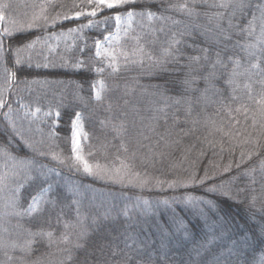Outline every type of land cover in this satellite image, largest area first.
I'll return each instance as SVG.
<instances>
[{
    "label": "trees",
    "instance_id": "obj_1",
    "mask_svg": "<svg viewBox=\"0 0 264 264\" xmlns=\"http://www.w3.org/2000/svg\"><path fill=\"white\" fill-rule=\"evenodd\" d=\"M184 2L148 0L147 3L139 2L120 11L134 10L139 13L150 10L159 15L161 8ZM262 2L264 0H252L253 4ZM81 3L85 5L84 11H90L87 0H0V14L5 17L1 21V29L4 32L5 28L11 30L26 25L42 11L50 19L57 13L74 17L75 11L81 9L73 5ZM196 7L199 12L218 11L200 4ZM114 15V11H104L93 19L103 20L104 16ZM165 15L207 27L215 23H210L205 17L192 21L175 10H169ZM251 19L249 10L246 19H234L233 23L244 26ZM87 20L83 17L78 20L73 18L71 21H58L55 26L49 23L46 27L14 32L12 37L0 31V41L5 48L13 50L0 53V98L3 100L9 86V78L3 69L7 66L11 72L16 73L6 103L10 105L11 111L7 106L0 108V141L14 134L12 122H15L17 129L23 130L24 140L40 141V150L47 155L38 157L39 163L48 172V182L54 188L59 186L64 194L61 206L53 209L45 205L41 216L0 217V226L8 229L7 233L0 232V236L17 244L33 239L28 252L20 248L7 250L13 257L10 264H67L69 252L66 250L74 257L71 264H79L86 252L99 249L101 245L107 246L102 253L91 258L92 264H213L217 253L234 242L242 249L244 259L241 264L245 260L247 264H264V238H258L257 231V225L264 219V172L260 169L264 162V129L259 126L260 106L256 103L264 94V87L258 83L264 76L249 72L235 77V83L228 85L226 81L230 78L232 64L227 62V57L226 68L217 66L212 69V61L216 59L214 55L208 62L201 60L197 64L190 61L189 57L202 55L196 50V45L210 48L212 52L223 47L222 44L206 43L203 32L198 30H193L190 37H185L186 43L179 46V51L171 57H163L162 49L168 46L171 34L180 31L183 26H173L169 22L165 32L152 31L160 28L161 22L142 19L139 15L134 17L132 25L114 45L121 70L113 72L101 57L95 56L94 41H103V35L114 32V20L107 25L101 24L99 28H85L80 31V35L73 36L70 42L59 38L69 32L68 29L87 24ZM224 23L226 26V21ZM105 28L107 31L101 34V29ZM136 37H141L140 44L146 52L151 53L153 59L145 58L142 63H130L125 67L121 51L131 53L137 46ZM37 38L39 41L32 49L21 53L24 62L14 65V50ZM232 39H239L241 43L248 42L235 35ZM249 39L254 41V38ZM236 51L242 63L239 71L244 72L249 67L246 54ZM232 54V51L228 52L229 56ZM77 61L86 62L85 66L74 68L72 65ZM45 64L48 67H44ZM97 68H104V72L98 73ZM213 70L216 78L211 81L212 87L205 92L208 85L203 78ZM189 79L194 80L193 90L185 91L183 81ZM99 81L103 82V87H99L101 100L97 101L93 84L98 85ZM246 84L251 85L252 99L248 98ZM233 89H236L234 93ZM233 95L239 99H232ZM182 96L181 103L176 104L175 101ZM187 99L192 101L190 113L189 105L183 102ZM241 105L248 108L247 120L243 112L235 111ZM229 108L232 109L231 115ZM77 112L81 113L85 134L81 143L82 154L89 158L88 153H94L89 158L90 162L99 161L101 164L119 167L120 160L129 159L140 172L145 171L147 162L146 170L151 176L168 180L186 179L192 173L203 176L206 170L210 177H214L212 184L226 185L233 199L206 193L209 184L189 191L194 196L216 202L220 209L219 216L230 224L229 232L206 251H201L197 257L193 248L202 243L205 229L202 222L187 209L182 212L180 207H175V212L195 225L194 228L190 225L191 239L182 233L161 237L156 227L157 224L163 226L170 221L173 214L172 209L159 202L173 196L179 197L184 194V190H172L167 185L140 188L113 183L108 179L90 176L82 168L77 171L69 168L68 163L61 164V160L72 156V120ZM5 113H8L7 117ZM253 119L258 122L255 128L252 126ZM236 120L239 121L238 125ZM121 123L124 131L118 136L113 125ZM220 127L225 131L231 130L233 139L223 138L222 134L217 133L215 129ZM236 131L243 135L236 137ZM122 143L128 148L127 153L121 148ZM9 151L19 158H30L31 155V150L24 147L20 136H15ZM2 152L3 149H0V173L8 172L11 175L12 161L5 164ZM132 153L136 156L134 161L130 160ZM248 153H254L251 159H248ZM225 168L230 170L225 172ZM252 169H255L254 185L250 183L251 178L244 175ZM15 183L16 178H11L8 187L0 190V214L6 211L5 203L13 195L10 189ZM72 185L78 188L75 192H81L75 194ZM36 190V183H25L19 201L21 209L27 208V198ZM253 196L256 197L255 206L250 207L249 202ZM145 201L148 203L145 204ZM77 202L87 230V235L79 241L76 240L78 228L64 227L65 223L71 225L77 222ZM125 210L127 217L123 215ZM26 229L32 232L51 231L56 242L50 244L47 237H29ZM254 232L256 237L252 235ZM245 233L249 235L247 243L240 239ZM62 234H70L69 243L60 242ZM130 234H136L138 239L129 248L125 247V236ZM77 242L83 244L84 248H74L73 244ZM128 256L132 257L131 260H128ZM6 259L3 250H0V260Z\"/></svg>",
    "mask_w": 264,
    "mask_h": 264
},
{
    "label": "snow or ice",
    "instance_id": "obj_2",
    "mask_svg": "<svg viewBox=\"0 0 264 264\" xmlns=\"http://www.w3.org/2000/svg\"><path fill=\"white\" fill-rule=\"evenodd\" d=\"M139 2L147 3L148 0H87V7L90 8V11H84L85 5L74 4V8H79L81 10L75 11L74 17L69 15H62L57 13L56 16L51 19L49 16L44 15L43 11L38 16H33L32 21L28 22L26 25H20L19 27H14L13 29H4V34L8 37H12L14 32H25L29 29L46 27L49 23L53 26L57 24L58 21H71L73 18H88L87 24H81L78 28L68 29L69 32H77L82 31L85 28L96 27L99 28L101 24L107 25L109 21L114 20L117 29L119 30V26L123 17H127L129 23L133 17L139 15L142 19L147 18V20L151 21L156 19L161 22V27L158 29H153L152 31L165 32V26L170 22L171 25H182V29L178 32H174L171 34L170 38L167 41L168 46L162 49L163 57H171L174 52L179 51V46L184 45L186 43L185 37H190L192 35L193 30L202 31L205 36V42L214 45H223L220 50L212 52L210 48H201L199 45H196V50L202 53L201 56L189 57V60L194 63H199L201 60L208 62L211 60V57L214 55L216 59L212 61L211 67L215 69L217 66L227 67V63H225V57H227V62L232 64V69L230 73V78L226 81L228 85H232L235 83V77L246 75L249 72H256L257 75L264 76V2L259 4H253L252 0H185L184 3L179 5L170 4L167 8H161L160 14L158 15L156 12L150 10H142L137 13L134 10L120 11V9H125L129 5L135 6ZM163 2V0H161ZM197 4L206 6L208 8H215L218 11L215 12H199L197 11ZM55 7V5H53ZM4 7H7L5 5ZM43 9V6H42ZM169 10H175L183 13L190 20L195 21L198 17H205L211 23L215 21L212 27L201 26L194 22L185 23L184 21H178L173 19V17L169 15H165ZM249 10L251 11L252 19L248 20V23L244 26H241L239 23H233L234 19L239 18H247ZM104 11H114V16H104L103 20L93 19L98 15H102ZM5 17L3 14H0V21H2ZM43 22L42 24L40 22ZM226 21V26L225 22ZM259 22V23H257ZM257 28L259 31L257 33ZM107 31V29H101V34ZM127 30H125L126 32ZM243 37L246 43H241L239 39L233 40V36ZM112 33H108L107 35H103V41H109ZM249 38H254L250 40ZM119 39V37H117ZM137 46L131 52L121 51V55L124 56V66L127 67L128 64L132 63H142L145 58L152 60V55L149 52L145 51V48L142 44H140L141 37H136ZM39 41V38L33 40L31 42L24 43L22 47H17L15 51L14 65H20L24 61L21 59V53L27 50H30L34 47V45ZM94 47L96 49L95 56L96 57H111V62L108 64V68L112 69L113 72H119L121 70V66L116 59L115 50H110L109 48L103 47V42L100 39H96L94 41ZM240 50L246 54L249 67L244 70V72L239 71L242 67L241 60L237 55V51ZM12 52L13 50L9 48H5V45L2 41H0V53ZM232 51V55L229 56L228 52ZM30 58V57H29ZM254 61V62H253ZM84 61H77L76 64L72 65L74 68H82L85 66ZM44 67H48L47 64L43 65ZM40 67V65H37ZM7 78L14 79L16 76L15 72H11L7 66L3 69ZM96 71L98 73H103L104 68H97ZM216 78L215 71L209 72L207 76L203 79L205 80L206 85L208 87L205 88V92L209 90L211 85V81ZM194 80L189 79L183 81V87L185 91H192V84ZM262 87H264V79L258 81ZM100 87H103V82H100ZM245 87L248 89V98L252 99V91L251 85L246 84ZM97 85L93 84V89H96ZM236 89H233V93ZM218 91V90H215ZM95 98L97 101L101 100V92L99 90L95 91ZM183 99L178 98L175 103L180 104ZM199 99V98H198ZM232 99L236 100L239 97L233 95ZM183 102L189 105L188 112H191L192 101L190 99L184 100ZM256 103L260 106V115L261 122L259 126L264 129V94L261 95V98L256 101ZM9 107L11 111L10 105H6L5 101L0 98V108ZM111 107V106H109ZM38 112L39 109L37 108ZM163 111V109H161ZM229 114L231 115L232 109H228ZM235 111L237 113L243 112L245 114V119L247 120V112L248 108L245 105H241L236 108ZM5 117L8 116V113L4 114ZM59 115V113H57ZM235 119V118H233ZM81 113L77 112L75 114V118L72 120V138H71V152L72 156L68 157L67 160H61L60 163H68L69 168H75L77 171L83 169V172L87 173L90 176H95L100 179H108L113 183L118 184H128L134 187L144 188L149 185L154 187H162L163 185H167L169 189L172 190H184V194L176 197L166 198L159 203H163L172 209V219L165 223L163 226L161 224H157L156 227L160 230L161 237H171L176 235L177 233H182L189 239H191V230L190 225L194 228L195 225L191 224V220H186L184 216H180L175 212V207H180L181 211L188 210L191 212L193 216L198 221L202 222V227L205 229L203 241L193 248V252L196 256H200L201 251H206L210 245H213L216 240L222 239L228 232L230 228V224L223 220L220 216V209L215 201L207 200L203 197H197L191 194L189 189L195 187H204L205 184H209V187L205 189L206 193H214L220 196H224L228 199H233L230 195V189L226 190V185L220 184H212L211 181L214 177H210L205 170V174L203 176H198L196 173L190 174L186 179H160L158 177L151 176L146 168L147 162H145V171L140 172L136 170V166L133 162H129V159L120 160L119 167L117 166H109L108 164H101L99 161L90 162V159L94 153L89 152L88 157L82 154V147L80 142V132L77 131L81 125ZM103 123V122H102ZM236 125L239 124V121H235ZM257 120H252V126L255 128L257 126ZM114 128L117 129V135L120 136L123 134L124 125L121 123L120 125H113ZM232 126L230 125V128ZM12 129L14 134H9L3 141H0V149H3L2 155L4 157L5 164L8 161H12L11 165V175L8 172L0 173V190L8 187V181L11 178H16V183L10 189L13 195H11L6 203L5 209L0 217H33V214L37 216L43 215L45 211V205H50L53 209L57 206H61L63 203V191L57 187H53V184L48 182L47 176L48 172L44 170V166L39 163L38 157H44L47 153L40 150V141H28L24 140V134L22 129H17L15 122H12ZM215 131L219 134H222L223 138H228L229 140L233 139V132L231 130L225 131L223 127L216 128ZM243 135V133L236 131L235 136L239 137ZM15 136H20L23 140L24 147L31 150L30 158H19L17 156L12 155L9 151L13 147V141L15 140ZM247 142V141H245ZM258 144V141H255ZM103 147H107L104 145ZM121 148L125 153L128 152V148L122 143ZM153 155L154 154H150ZM243 155V154H242ZM254 153H248V159H251ZM53 158L57 157L53 154ZM117 159H120L117 157ZM136 159L135 153H132L130 160L134 161ZM147 159V158H146ZM239 167V165H237ZM260 169L264 172V162L261 163ZM229 168H225V172L229 171ZM255 169H252L246 172L244 175L250 177V183L255 184L256 180L253 178V172ZM38 182V183H37ZM25 183H36L37 190L34 194H30L28 199L27 208H20V199H21V189L24 188ZM231 183V182H229ZM46 185V187H45ZM246 189H241L240 191H245ZM255 189H253L254 191ZM239 194V192L237 193ZM256 197L253 196L250 200V207L255 206ZM145 204L148 202L145 201ZM182 206V207H181ZM63 209L61 208V211ZM107 213L105 214V218H107ZM123 215L127 217L128 213L125 210ZM76 216L77 222L75 224L65 223V229L68 228H78L79 231L76 234V240L79 241L83 237L87 235V230L84 228V218L81 216L80 208L77 202L76 208ZM95 222V221H94ZM17 227H21V225H17ZM169 229L171 231H169ZM28 236L35 237H47L49 243H55L53 240V233L51 231L45 232L43 230H39L36 232H32L31 230L26 229ZM257 231L259 233L258 238H264V219L262 222L257 225ZM0 232L7 233L8 229L0 226ZM253 237H256V233H252ZM249 235L245 233L240 239L244 242H248ZM138 236L136 234H130L125 236V247H132L133 244L136 243ZM129 241L131 243H129ZM60 242L69 243L70 242V234H62L60 237ZM33 244V239H28L24 242V244H17L15 241H9L8 239L0 236V250H3V255L7 258L6 260H0V264H10L13 260V257L8 254V249H16L20 248L23 252H28L31 250V246ZM163 244V240H162ZM107 245H101L99 249H93L92 252H86V255L79 264H92V257H95L98 253L103 252V248ZM74 248H84V245L81 243H74ZM138 250H142L139 249ZM69 254L66 257L67 264H71L74 260L71 252L66 250ZM131 256H128V260H131ZM244 259L242 254V249L238 248L235 245L228 246L221 252H218L217 255L213 259V264H241V261ZM244 264H247V261H244Z\"/></svg>",
    "mask_w": 264,
    "mask_h": 264
},
{
    "label": "rangeland",
    "instance_id": "obj_3",
    "mask_svg": "<svg viewBox=\"0 0 264 264\" xmlns=\"http://www.w3.org/2000/svg\"><path fill=\"white\" fill-rule=\"evenodd\" d=\"M133 19H134V17L132 18L131 23H129L128 18L126 16L123 17L121 20L120 26H119V30L117 29V25H116V28H115L114 32L112 33V36L110 37L109 41H102L103 47L109 48L110 50H115V53H116V48L114 45L120 41L125 30L132 25ZM77 35H80V31L63 33L59 38H62L65 42H70L73 39V36H77ZM117 37H119V39H117ZM101 58L104 60V62L106 63L107 66L111 62V57L101 56ZM99 87H100V81L98 82V85H97V88L95 89V91L99 90ZM4 98L6 100V97H4ZM56 118H57V116H56ZM80 125H81V127L77 131H79L81 134L79 139H80V142L82 143V140L84 139L85 134H84L83 127L81 124V120H80ZM72 132H73V130H72ZM71 188L74 192H75V190H78L77 186H75V185H72ZM80 192H81V190L78 192H75V194L80 193Z\"/></svg>",
    "mask_w": 264,
    "mask_h": 264
}]
</instances>
